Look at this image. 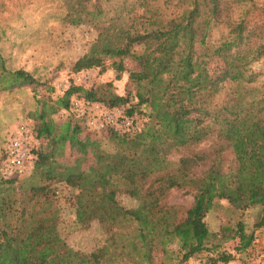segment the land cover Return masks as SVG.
<instances>
[{
    "label": "trees",
    "instance_id": "16d2710c",
    "mask_svg": "<svg viewBox=\"0 0 264 264\" xmlns=\"http://www.w3.org/2000/svg\"><path fill=\"white\" fill-rule=\"evenodd\" d=\"M58 1L63 22L87 24L97 32L73 73L111 67L121 75L128 70L127 60L137 67L130 71L125 95L113 81L86 88L72 80L57 104L69 109L76 96L108 108L127 106L129 116L140 113L147 120L123 158L99 165L108 183L81 189L71 199L79 225L97 221L107 234V243L90 254L71 248L60 231L52 184L77 189L84 175H52L58 148L35 150L34 172L24 182L0 173V264H175V259L184 264L205 252L217 253L212 264L231 262L234 255L220 250L219 235L205 218L223 199L236 210L258 208L254 227L264 228V84L253 69L264 59V3ZM4 35L0 30V43ZM214 62L222 65L216 73ZM23 87L35 93L55 90L34 72L9 65L0 47V90ZM212 138L231 147L234 160L228 168L221 150L170 159L174 151ZM208 160L209 169L196 175L194 170ZM174 188L193 193L192 205L182 214L164 202ZM120 194L139 204L125 206ZM238 227L244 243L239 249L247 248L254 234L246 233L243 222Z\"/></svg>",
    "mask_w": 264,
    "mask_h": 264
},
{
    "label": "rangeland",
    "instance_id": "374dc122",
    "mask_svg": "<svg viewBox=\"0 0 264 264\" xmlns=\"http://www.w3.org/2000/svg\"><path fill=\"white\" fill-rule=\"evenodd\" d=\"M260 3H264V0H260ZM61 14L58 0H0V30L5 32L0 47L8 57L9 65L30 70L55 88L53 92L40 93H35L30 87L0 90V143L22 125H27L34 136V152L40 150L48 153L58 148L59 156L52 171L53 176L65 179L71 174L84 175V181L77 189L62 182H53L52 188L56 193L54 205L59 211L63 238L74 250L90 254L107 243V234L97 221L88 227L79 225L71 199L81 189H94L108 183L109 177L102 173L99 165L114 158H123L134 133L142 128L147 118L140 113L129 116L127 106L108 108L76 96L72 97L69 109L57 104L72 80L86 88L113 81L117 92L125 95L130 71L137 67L132 60H127L128 70L121 75L111 67L104 72L91 69L73 73L75 61L89 49L97 38V32L87 24L74 26L65 23L60 19ZM136 52L141 53L142 48H136ZM211 65L215 73L222 66L221 62ZM253 69L261 74L259 82L264 84V59L254 64ZM109 116L113 118V123L108 122ZM128 120L132 121L130 127L126 124ZM102 124L104 127H101ZM44 128L46 130L42 131ZM41 131L43 133L38 136L36 133ZM215 150H221L224 168H228L234 160L233 151L226 142L216 138L178 149L170 155V159L177 162L182 157ZM35 161L34 153L32 170L20 178L21 182L31 178ZM211 164L212 161L208 160L194 173L202 175ZM119 200L127 207L139 204L126 194H120ZM193 200V193L188 189L174 188L164 202L177 206L182 214ZM258 214V208L236 210L223 199L218 200L208 213L205 221L211 232L219 235L222 244L220 250L235 257L231 262L221 264H264V228L254 227ZM239 222L244 223L249 236L254 234L252 243L244 249H239L244 244L239 236ZM176 248L173 246L174 250ZM216 256L217 253L205 252L184 264H212L211 257ZM171 262L177 264L176 259Z\"/></svg>",
    "mask_w": 264,
    "mask_h": 264
},
{
    "label": "built area",
    "instance_id": "2783aa9c",
    "mask_svg": "<svg viewBox=\"0 0 264 264\" xmlns=\"http://www.w3.org/2000/svg\"><path fill=\"white\" fill-rule=\"evenodd\" d=\"M107 119L108 122H114L110 116ZM126 124L130 127L132 121L128 120ZM33 137L32 129L22 125L0 143V173L4 178H22L31 172L35 149Z\"/></svg>",
    "mask_w": 264,
    "mask_h": 264
}]
</instances>
